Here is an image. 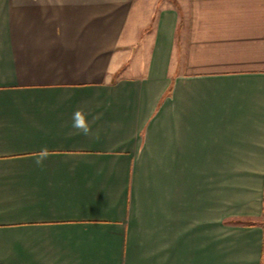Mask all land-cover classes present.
Instances as JSON below:
<instances>
[{"label": "crops", "instance_id": "0c3cea01", "mask_svg": "<svg viewBox=\"0 0 264 264\" xmlns=\"http://www.w3.org/2000/svg\"><path fill=\"white\" fill-rule=\"evenodd\" d=\"M0 264H264V0H0Z\"/></svg>", "mask_w": 264, "mask_h": 264}, {"label": "clouds", "instance_id": "9594fccd", "mask_svg": "<svg viewBox=\"0 0 264 264\" xmlns=\"http://www.w3.org/2000/svg\"><path fill=\"white\" fill-rule=\"evenodd\" d=\"M71 128L75 130V134L90 136L92 135L91 122L82 109H77L72 114ZM47 147H42L38 153L35 154V162L37 166H42L45 159L48 157Z\"/></svg>", "mask_w": 264, "mask_h": 264}, {"label": "rangeland", "instance_id": "374dc122", "mask_svg": "<svg viewBox=\"0 0 264 264\" xmlns=\"http://www.w3.org/2000/svg\"><path fill=\"white\" fill-rule=\"evenodd\" d=\"M191 60L188 61L187 65H189V67L187 65H183L181 64V61L179 62V65H180V70L182 71H191V70H198L201 68V66L197 65V63H200L201 59L203 58L201 53L197 50H191Z\"/></svg>", "mask_w": 264, "mask_h": 264}]
</instances>
